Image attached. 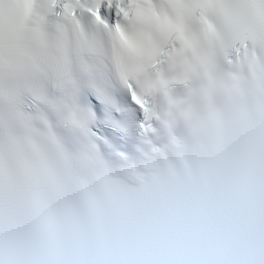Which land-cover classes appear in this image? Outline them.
<instances>
[{
  "label": "snow or ice",
  "instance_id": "1",
  "mask_svg": "<svg viewBox=\"0 0 264 264\" xmlns=\"http://www.w3.org/2000/svg\"><path fill=\"white\" fill-rule=\"evenodd\" d=\"M15 2L38 24L80 28V18L90 19L126 62L119 83L144 114L145 134L152 97L172 91L154 82L165 61L191 55L227 73L230 102L206 121L181 124L186 142L169 132L166 149L153 148L142 171L123 169L133 184L104 163L89 173L66 156L57 144L66 127L45 110L47 127L36 121L41 174L66 227L38 237L34 215L50 210L0 174V264H264V0ZM126 19L147 31L128 32Z\"/></svg>",
  "mask_w": 264,
  "mask_h": 264
},
{
  "label": "clouds",
  "instance_id": "2",
  "mask_svg": "<svg viewBox=\"0 0 264 264\" xmlns=\"http://www.w3.org/2000/svg\"><path fill=\"white\" fill-rule=\"evenodd\" d=\"M28 7L15 0H0V102L5 106L16 101L26 63L43 43V24L36 23L27 14ZM123 27L134 35L147 31V26L136 19H126ZM69 28L61 27V30ZM158 43L166 40L161 37ZM115 57L119 70L126 67L118 54ZM161 79L172 91L169 96L157 93L152 97L148 119L158 123L167 134L178 125L187 124L189 117L198 124L206 121L211 112H220L230 102L228 74L217 71L211 64L207 68L198 65L191 55L163 62L154 82L159 83ZM196 105L199 111L194 110ZM149 127L150 133L155 131L152 123ZM142 134L147 136L143 131ZM76 160L89 173L98 171L103 163L94 148L85 145L79 146ZM0 174L5 181L12 178L36 192L38 203L50 210L46 215L38 207L34 215L30 227L38 237L48 232L63 234L66 226L60 205L41 174L39 145L22 126L6 129L0 135Z\"/></svg>",
  "mask_w": 264,
  "mask_h": 264
}]
</instances>
